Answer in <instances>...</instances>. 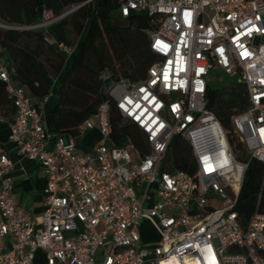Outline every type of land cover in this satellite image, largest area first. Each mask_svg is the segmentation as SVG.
Returning <instances> with one entry per match:
<instances>
[{
	"label": "built area",
	"instance_id": "obj_1",
	"mask_svg": "<svg viewBox=\"0 0 264 264\" xmlns=\"http://www.w3.org/2000/svg\"><path fill=\"white\" fill-rule=\"evenodd\" d=\"M133 12L155 16L149 49L158 60L144 81L112 82L106 94L142 133L146 155L129 140L112 144L108 102L75 139L48 132L42 106L0 63L14 111L8 141L46 180L45 209L32 219L15 203L11 164L0 154V264H33L37 251L47 264H264V213L243 226L234 210L248 164L205 101L212 70L245 86L248 106L231 123L249 157L264 164V0H119L120 19ZM54 19L45 9L37 25L0 27L41 30ZM43 42L73 54L48 36ZM93 128L101 142L79 152L76 140ZM177 135L190 146L192 175L161 170ZM144 222L155 242L142 243Z\"/></svg>",
	"mask_w": 264,
	"mask_h": 264
},
{
	"label": "trees",
	"instance_id": "obj_2",
	"mask_svg": "<svg viewBox=\"0 0 264 264\" xmlns=\"http://www.w3.org/2000/svg\"><path fill=\"white\" fill-rule=\"evenodd\" d=\"M64 8L78 7L65 17L72 20L81 31L86 22V32L80 48L73 55L69 68L59 80V99L55 113L58 120L55 133L75 139L78 128L94 118L99 106L108 102L110 141L124 146L129 140L142 154L148 153L140 130L124 121L106 94L112 82L140 83L147 77L149 68L158 60L149 49V36L156 26L154 15L133 12L118 26L119 0H59ZM43 0H0V21L8 27H29L39 23L38 9ZM44 30L11 29L0 27V49L14 66L16 75L23 81V88L32 100L47 97L51 79L64 67L58 51L43 42ZM228 88L212 90L208 83L206 105L226 130L236 158L248 164L244 174L238 202L234 210L246 226L252 214L264 213V164L250 158L244 144L234 133L231 119L245 111L248 96L243 84L235 79ZM36 105V104H34ZM11 100L0 82V117L9 116ZM162 171H183L194 174L191 149L188 142L177 135L173 137Z\"/></svg>",
	"mask_w": 264,
	"mask_h": 264
},
{
	"label": "crops",
	"instance_id": "obj_3",
	"mask_svg": "<svg viewBox=\"0 0 264 264\" xmlns=\"http://www.w3.org/2000/svg\"><path fill=\"white\" fill-rule=\"evenodd\" d=\"M72 7L64 8L59 0H43V5L38 9V17L40 19L43 11L49 9L54 14V21L50 23L44 30L48 37L55 42H61L73 49V54L66 57L60 53L64 59V67L57 77L51 79L50 93L43 102L42 99L36 98L34 104L41 105L43 111V123L48 132L55 133V125L58 120V114L55 113V107L59 99L60 84L59 80L67 71L73 55L80 48L82 37L86 32V22L81 31L75 29L73 21L59 19L58 17L68 12ZM0 25L3 22L0 21ZM52 50L56 51L52 48ZM0 63L6 65L10 69L11 79L16 85L23 87V81L16 75L14 66L5 54L0 55ZM14 116L13 108H10L9 116L3 117L0 122V154H5L11 164L10 178L13 187V197L17 206L28 214L32 219L40 217L45 209L46 180L42 174L38 162L24 158L18 154L17 149L8 141L9 125ZM67 137V136H66ZM101 142V137L96 128L87 130L82 137L76 140V147L79 152H89L94 150ZM147 223L148 222H144ZM141 225V241L144 244L155 242L158 235L155 231H147L142 229ZM33 264H47L46 257L43 252L37 251L34 255Z\"/></svg>",
	"mask_w": 264,
	"mask_h": 264
},
{
	"label": "rangeland",
	"instance_id": "obj_4",
	"mask_svg": "<svg viewBox=\"0 0 264 264\" xmlns=\"http://www.w3.org/2000/svg\"><path fill=\"white\" fill-rule=\"evenodd\" d=\"M140 13V12H137ZM114 23L118 26H124L126 24V22L120 18H116L114 20ZM209 85L210 88L212 90H218L221 87L222 88H228L230 87V83L233 82V80L235 79L234 77H229L227 75H224L223 73H221L219 70L215 69L212 70L209 74ZM81 227V224L79 225ZM142 229H148L147 231H154V229H152L150 226H148L147 223H144L142 226Z\"/></svg>",
	"mask_w": 264,
	"mask_h": 264
},
{
	"label": "water",
	"instance_id": "obj_5",
	"mask_svg": "<svg viewBox=\"0 0 264 264\" xmlns=\"http://www.w3.org/2000/svg\"><path fill=\"white\" fill-rule=\"evenodd\" d=\"M72 10H74V9H71V11H72ZM1 28H6V27L3 26V27H1Z\"/></svg>",
	"mask_w": 264,
	"mask_h": 264
}]
</instances>
